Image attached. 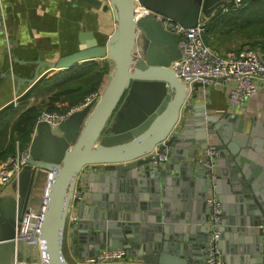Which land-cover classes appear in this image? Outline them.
Instances as JSON below:
<instances>
[{"label":"water","instance_id":"water-1","mask_svg":"<svg viewBox=\"0 0 264 264\" xmlns=\"http://www.w3.org/2000/svg\"><path fill=\"white\" fill-rule=\"evenodd\" d=\"M79 1L114 13L116 29L107 44L82 41L77 52L57 62L38 60L31 78L14 77L15 98L0 108V115L34 94L56 71L96 60H106L113 71L99 98L57 127L37 122L27 165L0 194V264H17L22 258L31 262L23 257L17 236L44 178L41 264H73L65 254L67 241L78 261L97 257L105 249H124L126 261L112 264H208L205 242L199 238H209V219L205 229L202 219L189 210L172 212L166 177L180 167L191 176L197 157L186 161L188 156L215 147L223 157L232 140L243 139L264 155V123L238 113H226L220 120L207 115L206 105L197 98L206 90L208 101L212 87L196 82L190 90L178 77L181 35L167 30L162 21L168 18L185 29L195 28L213 19L228 0ZM43 66L49 68L40 73ZM10 78V73L4 74L0 89ZM163 153L168 161H160ZM221 163L222 159L216 180L207 178L201 166L196 181L209 187L206 199L214 195L222 204L221 253L226 231L243 229L247 240L255 243L252 264H264V198L257 192L255 172L238 163L225 170ZM98 165L101 170H87ZM140 180L145 181L144 189ZM117 182L122 184L118 196L111 193ZM79 184L84 195L76 203ZM227 194L251 197L244 215L231 210ZM74 213L77 220L71 222Z\"/></svg>","mask_w":264,"mask_h":264},{"label":"crops","instance_id":"crops-1","mask_svg":"<svg viewBox=\"0 0 264 264\" xmlns=\"http://www.w3.org/2000/svg\"><path fill=\"white\" fill-rule=\"evenodd\" d=\"M1 6L6 20L8 40L5 34L0 31V84L6 73H10L12 78L7 80V85L3 89H0V108L15 98V88L18 80L14 77L31 78L34 75L38 60L57 62L61 57L77 52L82 41L95 40V43L99 46L106 45L116 29L115 16L112 11L105 12L101 7H96L86 1L1 0ZM82 35L85 36L82 37ZM232 40L221 44L219 42L214 47H210L219 55L224 56L228 52L236 50L241 44L240 40L230 42ZM228 42L230 43L228 44ZM95 62H104L109 68L102 90L113 69L106 60H96ZM89 63H92V61L87 64ZM48 68L43 66L39 72L44 73ZM57 73L59 72L56 71L48 79ZM256 83L258 85L257 93L236 108L229 104L230 86L223 83V81H219L217 87L211 88L209 102L207 101L206 90H201L198 93L197 101L206 105L207 115L217 116L218 120L226 113H238L244 117L252 118L255 116L261 123H264V77H258ZM27 88V84L22 85L19 95ZM40 97L41 94L36 91L24 106L19 104L17 106H20V110H23L27 105L30 106L38 101ZM49 143L51 144V142ZM47 148H49L48 144ZM203 151L199 150L197 155L188 156L186 161L201 156ZM220 157L219 154L216 159V169L219 167L220 159H222L223 163L221 164L225 170L238 163L245 166L249 171L255 172L254 181L257 184V192L264 198V155H260L255 147L249 145L243 139H239V141L232 140L231 148L225 152L223 157ZM181 163L182 160H180V165ZM178 165L176 164V166ZM195 167V173L191 176L187 175L181 167L177 170H171V174L166 177L165 184L169 192L167 203L172 212L189 210V212L202 219L205 223V225L203 223V227L206 229V219L210 217L211 207L207 202L209 196L206 199L204 195L209 187L205 189L198 186L196 181L201 176H198L197 173L202 174L203 171L200 169V165L196 164ZM101 169L102 166L98 165L87 170L91 172ZM42 181L39 184L40 190H37V193L34 192L31 198V200H38V204L32 206L34 208L40 206L45 199L47 181L45 178ZM96 184L97 182L94 183V185ZM114 186L112 188H116V190L111 193L117 196L121 195L122 184L117 182ZM139 187L144 189V180H140ZM226 196L232 198L229 201L232 211L241 213V215L247 212L251 201L250 196L232 194ZM229 227L234 228L233 226ZM226 234L227 237L222 240L223 253H221L226 264H252V259L255 256L253 253L255 243L247 240L248 235L244 233V230L241 229V232L237 231L235 233L228 230ZM199 239L205 242L203 252L205 256L208 237ZM197 241L194 239L193 242L196 243ZM220 245L219 243L221 251ZM24 251L25 256L30 257L28 254L32 256L31 263H41L39 251L34 246L24 248ZM65 254L73 264L78 263L77 257L71 252L68 241L65 243ZM227 259H229V263Z\"/></svg>","mask_w":264,"mask_h":264},{"label":"built area","instance_id":"built-area-1","mask_svg":"<svg viewBox=\"0 0 264 264\" xmlns=\"http://www.w3.org/2000/svg\"><path fill=\"white\" fill-rule=\"evenodd\" d=\"M243 0H228V3L222 8L223 11L230 10L228 5L233 8H240ZM163 26L171 31L178 32L181 35L179 47L181 50V59L176 64V73L178 77L187 82L190 90L196 82L217 87L221 79L223 83L230 86L228 100L229 104L236 108L254 96L258 91L256 79L264 77V49L243 48L233 50L222 56L216 53L204 41L206 24L199 23L195 28L185 29L171 19L164 18ZM0 31L3 32L8 40L7 26L4 13L2 11L0 0ZM220 81V82H221ZM102 90L89 95L86 101L74 108L64 112L44 111L39 121L47 122L52 127H57L60 121L66 119L72 112L83 108L92 100H97ZM219 151L215 147L205 149L201 156L196 158V163L206 167L207 178L217 179L216 159ZM155 156V155H154ZM160 161H168V154H159ZM30 157L29 150H20L17 144L15 156L9 157L0 163V194L12 183L19 175L21 170L27 165ZM48 187V184H47ZM83 188L79 184L75 190L74 202L79 203L83 198ZM211 207L210 218L208 222L209 238L206 245V255L208 264H226L219 247L221 240V228L223 225V208L221 202L210 195L207 199ZM45 211V199L42 204L36 208L29 205L25 211L20 224L17 239L22 246V254L25 256L24 248L37 246L40 259H42V236L40 234L43 215ZM71 222L77 220L76 214H72ZM126 251L124 249H105L97 257H89L78 261L79 264H112L126 261ZM17 264H27L22 258ZM37 264V263H29ZM41 264V263H38Z\"/></svg>","mask_w":264,"mask_h":264},{"label":"trees","instance_id":"trees-1","mask_svg":"<svg viewBox=\"0 0 264 264\" xmlns=\"http://www.w3.org/2000/svg\"><path fill=\"white\" fill-rule=\"evenodd\" d=\"M228 6V12L222 9L206 23L205 43L214 47L219 42L226 43L234 36H240L247 41L236 50L264 49V0H243L240 8ZM108 73V65L104 62L77 64L44 79L36 90L42 91L39 100L27 105L13 121L10 118L15 110H20L34 94L22 100L19 107H10L2 113L0 163L15 156L17 144L20 150H28L34 128L44 111L64 112L83 104L89 95L101 90Z\"/></svg>","mask_w":264,"mask_h":264},{"label":"rangeland","instance_id":"rangeland-1","mask_svg":"<svg viewBox=\"0 0 264 264\" xmlns=\"http://www.w3.org/2000/svg\"><path fill=\"white\" fill-rule=\"evenodd\" d=\"M238 40H240L241 42L240 43H244L245 42V40L247 41V39H243V38H241L240 36H234L233 37V40L232 41H230V42H236V41H238ZM230 42H228V44L230 43ZM241 45V44H240ZM39 93H42V91H40ZM17 106V105H16ZM23 110H15V112H14V114L11 116V118H10V121H13L18 115H19V113L20 112H22ZM38 190H40V188L38 189ZM35 193H37V192H35ZM38 204V200L37 199H33V200H31V202H30V205L31 206H36ZM34 248H36V249H38V247L37 246H34ZM28 256H30V258L32 257L31 255H29L28 254ZM23 257H24V255H23ZM32 260V259H31Z\"/></svg>","mask_w":264,"mask_h":264}]
</instances>
